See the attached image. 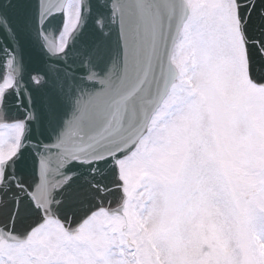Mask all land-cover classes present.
Returning a JSON list of instances; mask_svg holds the SVG:
<instances>
[{
  "label": "snow or ice",
  "instance_id": "snow-or-ice-1",
  "mask_svg": "<svg viewBox=\"0 0 264 264\" xmlns=\"http://www.w3.org/2000/svg\"><path fill=\"white\" fill-rule=\"evenodd\" d=\"M0 264H264V0H0Z\"/></svg>",
  "mask_w": 264,
  "mask_h": 264
}]
</instances>
